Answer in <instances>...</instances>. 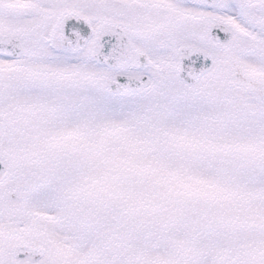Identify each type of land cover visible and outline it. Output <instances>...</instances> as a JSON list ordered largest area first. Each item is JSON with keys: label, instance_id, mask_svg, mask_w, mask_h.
Returning <instances> with one entry per match:
<instances>
[{"label": "snow or ice", "instance_id": "1", "mask_svg": "<svg viewBox=\"0 0 264 264\" xmlns=\"http://www.w3.org/2000/svg\"><path fill=\"white\" fill-rule=\"evenodd\" d=\"M0 264H264V0H0Z\"/></svg>", "mask_w": 264, "mask_h": 264}]
</instances>
